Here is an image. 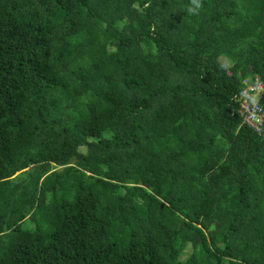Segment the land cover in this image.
<instances>
[{"label": "trees", "instance_id": "obj_1", "mask_svg": "<svg viewBox=\"0 0 264 264\" xmlns=\"http://www.w3.org/2000/svg\"><path fill=\"white\" fill-rule=\"evenodd\" d=\"M262 41L264 0H0V264H264Z\"/></svg>", "mask_w": 264, "mask_h": 264}, {"label": "built area", "instance_id": "obj_2", "mask_svg": "<svg viewBox=\"0 0 264 264\" xmlns=\"http://www.w3.org/2000/svg\"><path fill=\"white\" fill-rule=\"evenodd\" d=\"M244 83L245 87L234 98L238 103L237 113L242 124L264 136V108L259 103L264 84L257 76L252 82L244 80Z\"/></svg>", "mask_w": 264, "mask_h": 264}, {"label": "rangeland", "instance_id": "obj_3", "mask_svg": "<svg viewBox=\"0 0 264 264\" xmlns=\"http://www.w3.org/2000/svg\"><path fill=\"white\" fill-rule=\"evenodd\" d=\"M221 37H222V39H225V37H226V33L221 32ZM259 46H260V47H264V41L260 42V43H259ZM57 169H58V170H61V169H63V167H62V166H59V167H57ZM22 238H23L24 240H29V239H30V234H29V233H23V234H22ZM187 254H188V253H187Z\"/></svg>", "mask_w": 264, "mask_h": 264}, {"label": "clouds", "instance_id": "obj_4", "mask_svg": "<svg viewBox=\"0 0 264 264\" xmlns=\"http://www.w3.org/2000/svg\"><path fill=\"white\" fill-rule=\"evenodd\" d=\"M193 3L195 4V6H196L197 8L200 7V0H193Z\"/></svg>", "mask_w": 264, "mask_h": 264}, {"label": "water", "instance_id": "obj_5", "mask_svg": "<svg viewBox=\"0 0 264 264\" xmlns=\"http://www.w3.org/2000/svg\"><path fill=\"white\" fill-rule=\"evenodd\" d=\"M162 205H163V203H162Z\"/></svg>", "mask_w": 264, "mask_h": 264}]
</instances>
